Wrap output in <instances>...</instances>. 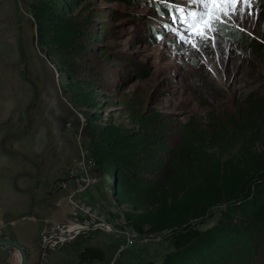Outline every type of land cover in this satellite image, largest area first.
<instances>
[{
    "label": "rangeland",
    "instance_id": "1",
    "mask_svg": "<svg viewBox=\"0 0 264 264\" xmlns=\"http://www.w3.org/2000/svg\"><path fill=\"white\" fill-rule=\"evenodd\" d=\"M31 2L0 0V132L3 137L15 138V128L28 120V109L44 95L50 98L55 91L71 113L65 118V136L72 139L77 151V174L83 161V166L91 164L89 176L97 179L95 184L70 197L72 209L65 221L82 226L70 238V263L78 264L76 251L93 245L103 251L100 264H160L172 251L169 233L138 234L124 223L122 212L128 207L118 205L112 197V168L103 174L94 169L85 152L82 112L60 96L58 65L49 61L44 51L36 49L35 23L29 12ZM70 2L74 17H88L86 57L73 59L82 69L79 76L93 81L100 104L87 112L96 111L102 117L100 122L109 118L129 128L132 114L158 113L167 122L165 141L174 150L180 144L179 133L184 124L190 123L197 131L210 122L224 121L232 112L236 114L250 95L264 98V0ZM175 8L177 11H173ZM178 8L191 12L182 17ZM59 81L62 83V76ZM72 190L70 183V193ZM64 206V210L68 209ZM235 206L214 207L197 228L215 232L222 212L228 211L232 219H239L232 213ZM85 209H89L88 213ZM263 232V247L242 245L237 239L232 242H237L232 250L214 247L200 262L264 264ZM257 234L252 231L245 237L250 235L251 243ZM34 246L24 247L26 264L34 263L28 252ZM3 247L0 246V264H9L13 250Z\"/></svg>",
    "mask_w": 264,
    "mask_h": 264
},
{
    "label": "trees",
    "instance_id": "2",
    "mask_svg": "<svg viewBox=\"0 0 264 264\" xmlns=\"http://www.w3.org/2000/svg\"><path fill=\"white\" fill-rule=\"evenodd\" d=\"M57 1L32 0L29 5L35 45L58 65L60 95L82 112L81 133L94 169L103 174L112 168V197L128 207L122 212L124 223L138 234L168 231L172 251L160 264H203L201 259L214 247L232 250L237 239L242 245L263 247L264 98L250 95L236 114L197 131L184 124L174 150L165 141L167 122L158 113L132 114L129 128L109 118L100 122L96 111L87 112L100 104L93 81L79 76L82 69L73 59L86 57L88 17L78 20L71 14L70 0ZM220 205H236L232 213L239 219L222 212L218 230L198 229ZM252 231L259 234L250 243L245 234ZM103 257L102 249L85 245L77 263Z\"/></svg>",
    "mask_w": 264,
    "mask_h": 264
},
{
    "label": "crops",
    "instance_id": "3",
    "mask_svg": "<svg viewBox=\"0 0 264 264\" xmlns=\"http://www.w3.org/2000/svg\"><path fill=\"white\" fill-rule=\"evenodd\" d=\"M51 96L44 95L43 100L28 109L25 118L30 122L25 120L22 127L15 128V138L3 137L0 132V234L23 247L35 245L33 249L28 248L33 264L41 238L47 239L60 228L69 227L67 230L73 232L71 226L75 225L70 224V220L65 221L68 215V209L64 210L65 202L57 203L69 193V188H56L60 180L78 171L74 142L65 136L68 127L62 128L54 121V118L69 117L70 110L55 91ZM59 207L63 210H58ZM69 243L70 238L50 241L37 264H72ZM14 255L15 250L9 264Z\"/></svg>",
    "mask_w": 264,
    "mask_h": 264
},
{
    "label": "built area",
    "instance_id": "4",
    "mask_svg": "<svg viewBox=\"0 0 264 264\" xmlns=\"http://www.w3.org/2000/svg\"><path fill=\"white\" fill-rule=\"evenodd\" d=\"M83 161H81L80 164V172L78 174H72L70 177H68V179L63 180L61 182L58 183V187L65 189V188H69V193L67 195L62 196L61 198H64L62 200H58V204L61 205L62 202H65L66 205H68V212L70 213V210L72 209V207L70 206L71 204V200L70 197L71 195L75 192L78 193L80 191H82L83 189L86 188V186H91L92 184H95L97 179L95 177H91L89 176V168L91 166V164H87L85 166H83ZM70 183L73 187L72 192L70 193ZM89 209H85V212L88 213ZM92 213V212H91ZM81 226V225H80ZM82 228L79 227L78 229ZM62 228H60L59 230H61ZM77 229V230H78ZM75 232H72L71 235L67 236L66 238H62L59 241H63L65 239L71 238L73 236ZM85 264H100L99 261L93 260L91 262L85 263ZM108 264H114L113 261H110Z\"/></svg>",
    "mask_w": 264,
    "mask_h": 264
},
{
    "label": "water",
    "instance_id": "5",
    "mask_svg": "<svg viewBox=\"0 0 264 264\" xmlns=\"http://www.w3.org/2000/svg\"><path fill=\"white\" fill-rule=\"evenodd\" d=\"M38 57L39 59H41V55L38 54ZM64 123H65V119L61 122V124L64 125ZM113 182H114V177L112 175L111 186H113ZM71 234H72V231H62V232L56 231V232H53L52 235L48 237L47 239H45L44 237L41 238V241L38 246V256L35 261V264H37L41 260L45 246L48 243H50V241L60 240L62 238H66L67 236ZM0 245L4 247H9L12 250H15L19 255V264L27 263V255H26L25 249L19 242L13 239H10L8 237H5V236H0Z\"/></svg>",
    "mask_w": 264,
    "mask_h": 264
},
{
    "label": "bare ground",
    "instance_id": "6",
    "mask_svg": "<svg viewBox=\"0 0 264 264\" xmlns=\"http://www.w3.org/2000/svg\"><path fill=\"white\" fill-rule=\"evenodd\" d=\"M65 208V207H64ZM61 211L63 210V209H60ZM74 227L72 228L73 229V232H76L77 231V229L76 228H79V227H81L79 224H75V225H73ZM106 229H107V226H105V225H103ZM67 229H69V227H66V229H64V230H60L61 232L62 231H69V230H67ZM71 231V230H70ZM13 261H12V264H19V255H18V253L15 251V255H14V258L12 259Z\"/></svg>",
    "mask_w": 264,
    "mask_h": 264
},
{
    "label": "flooded vegetation",
    "instance_id": "7",
    "mask_svg": "<svg viewBox=\"0 0 264 264\" xmlns=\"http://www.w3.org/2000/svg\"><path fill=\"white\" fill-rule=\"evenodd\" d=\"M36 49H37V47H36ZM37 51L39 52V50L37 49ZM39 54V53H38ZM61 105H62V103H61ZM62 107V106H61ZM70 116H71V113H70ZM66 117H58V118H54V121H56V123H58L59 124V126H61L62 128L65 126V127H67V124L66 123H64V125H62L61 124V122L65 119ZM56 188H59L58 187V183H57V186H56ZM59 189H61V188H59ZM61 198V197H60ZM59 198V199H60Z\"/></svg>",
    "mask_w": 264,
    "mask_h": 264
},
{
    "label": "clouds",
    "instance_id": "8",
    "mask_svg": "<svg viewBox=\"0 0 264 264\" xmlns=\"http://www.w3.org/2000/svg\"><path fill=\"white\" fill-rule=\"evenodd\" d=\"M173 11H177V8H175ZM173 11H171L170 15L172 16L173 19H175V16H174V14H173ZM187 11H189V14H190L191 10H188V9H187V10H182L181 8H178V13H179L180 16H182V17H184V16L186 15ZM182 13H184V14H182ZM186 20H189V19H186ZM184 22H185V21H184Z\"/></svg>",
    "mask_w": 264,
    "mask_h": 264
}]
</instances>
